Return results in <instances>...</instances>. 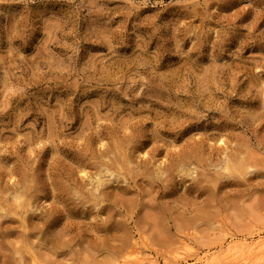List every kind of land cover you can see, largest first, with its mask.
<instances>
[{"label": "clouds", "instance_id": "1", "mask_svg": "<svg viewBox=\"0 0 264 264\" xmlns=\"http://www.w3.org/2000/svg\"><path fill=\"white\" fill-rule=\"evenodd\" d=\"M0 264H264V0H0Z\"/></svg>", "mask_w": 264, "mask_h": 264}]
</instances>
